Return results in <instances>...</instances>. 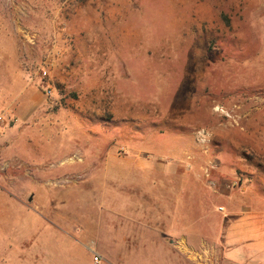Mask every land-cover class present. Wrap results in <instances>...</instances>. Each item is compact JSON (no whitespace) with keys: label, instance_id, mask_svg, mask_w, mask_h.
<instances>
[{"label":"rangeland","instance_id":"1","mask_svg":"<svg viewBox=\"0 0 264 264\" xmlns=\"http://www.w3.org/2000/svg\"><path fill=\"white\" fill-rule=\"evenodd\" d=\"M250 173L264 0H0V264H223Z\"/></svg>","mask_w":264,"mask_h":264},{"label":"crops","instance_id":"2","mask_svg":"<svg viewBox=\"0 0 264 264\" xmlns=\"http://www.w3.org/2000/svg\"><path fill=\"white\" fill-rule=\"evenodd\" d=\"M231 197L222 198V213L216 228L221 261L223 264H264V173H250L245 182L240 180ZM182 202L179 197L180 214L170 213L173 225L170 232L189 243V239L198 235L194 234L198 232L197 226L207 221L208 209L206 204L195 205L194 213L192 204Z\"/></svg>","mask_w":264,"mask_h":264},{"label":"built area","instance_id":"3","mask_svg":"<svg viewBox=\"0 0 264 264\" xmlns=\"http://www.w3.org/2000/svg\"><path fill=\"white\" fill-rule=\"evenodd\" d=\"M219 211H222V209L219 208ZM99 259L100 258L98 257V255L93 253V262H94V264H98L99 263Z\"/></svg>","mask_w":264,"mask_h":264}]
</instances>
